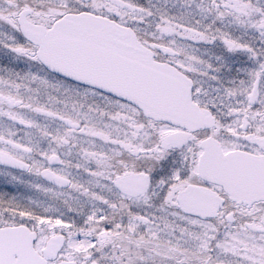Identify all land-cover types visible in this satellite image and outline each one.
Masks as SVG:
<instances>
[{
  "label": "snow or ice",
  "instance_id": "6c2138e0",
  "mask_svg": "<svg viewBox=\"0 0 264 264\" xmlns=\"http://www.w3.org/2000/svg\"><path fill=\"white\" fill-rule=\"evenodd\" d=\"M0 264H264V0H0Z\"/></svg>",
  "mask_w": 264,
  "mask_h": 264
}]
</instances>
